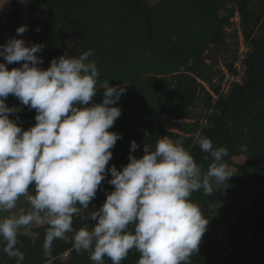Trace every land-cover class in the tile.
<instances>
[{
    "label": "trees",
    "instance_id": "obj_1",
    "mask_svg": "<svg viewBox=\"0 0 264 264\" xmlns=\"http://www.w3.org/2000/svg\"><path fill=\"white\" fill-rule=\"evenodd\" d=\"M18 1L11 0L8 14L11 36L15 38L21 36L16 35L22 21ZM25 2L30 45H44L37 54L43 60L41 69L46 70L53 59L62 55L78 57L91 49L89 61L96 63L100 90L90 105L102 102L106 82L110 87H126L113 105L122 114L108 131L121 134L122 139L110 150L112 158L107 168L115 166L122 170L129 163L133 140L139 148L131 154L138 159L144 155L145 144L155 148L158 139L166 136L179 140L202 171L212 160H205L208 154L199 148L197 134L211 139L214 147L227 148L224 162L232 175L228 182L214 186L211 195L200 190L190 197L209 221L192 264H264V208L255 201L247 205L254 193L264 204V0ZM237 14L250 51L243 60L242 82H233L226 92L222 80L214 82L222 76V70L216 69L218 61L212 52L229 47L227 29ZM0 63H6L2 57ZM224 66L238 75L235 63L225 62ZM7 67L11 70L21 67V63ZM6 105L19 109L9 114L17 126L28 130L35 125V109L20 104L11 94ZM236 158L245 160L239 163ZM111 178L109 173L101 182L88 211L99 209L106 194L114 190L108 183ZM226 198L232 200L221 203ZM235 217L246 223L227 227L228 243L224 244L215 231H222ZM95 224L96 221L83 220L82 215L73 218L75 230H90ZM47 227L44 224L35 228L33 236L18 231L17 248L25 257L22 264H94L89 252L77 253L73 248L74 233L54 240L45 255ZM4 247L0 238V264H17L16 258L4 252ZM227 247L232 248V253ZM139 258L140 254L133 249L121 264H137ZM104 264L112 262L105 257Z\"/></svg>",
    "mask_w": 264,
    "mask_h": 264
},
{
    "label": "clouds",
    "instance_id": "obj_2",
    "mask_svg": "<svg viewBox=\"0 0 264 264\" xmlns=\"http://www.w3.org/2000/svg\"><path fill=\"white\" fill-rule=\"evenodd\" d=\"M27 28L18 27L16 35ZM43 48L15 37L0 45L6 62L0 63V214L10 213L0 216L4 252L22 264L18 230L46 223L45 255L54 240L74 233L73 248L89 252L94 264H104L105 257L121 264L133 249L140 254L137 264H192L209 221L190 197L200 190L211 195L214 186L228 182L227 148L214 147L211 139L197 134L199 148L208 154L205 160H212L202 171L179 140L166 136L155 148L145 144L139 159L131 154L139 148L133 140L129 163L122 170L107 168L110 150L122 139L108 131L122 114L113 105L126 87L106 82L102 102L90 105L100 90L96 63L89 61L93 50L78 57L62 55L43 70L37 55ZM13 63L21 67L9 70ZM10 94L35 109L36 123L28 130L9 119L19 111L6 105ZM109 173L114 190L99 209L88 211ZM21 197L29 209L13 212ZM75 215L96 224L75 230Z\"/></svg>",
    "mask_w": 264,
    "mask_h": 264
},
{
    "label": "rangeland",
    "instance_id": "obj_3",
    "mask_svg": "<svg viewBox=\"0 0 264 264\" xmlns=\"http://www.w3.org/2000/svg\"><path fill=\"white\" fill-rule=\"evenodd\" d=\"M19 6L22 9V21L21 26L27 24V4L25 0H19L18 1ZM12 3L11 0H0V43L5 44L9 38H11V32L9 29V22H8V14L11 11ZM233 25L227 29L229 36L227 37V43L229 45L228 48H220L215 49L212 53L216 54V60L218 61V65L216 66V69L222 70V76L219 78L217 77L214 82H220L222 80L224 90L227 92L230 85L233 82H242V79L245 75V65L243 64V60L246 56V54L250 51L247 44L244 41V37L242 35V28H241V17L239 14H237L234 19H232ZM17 39H23L25 41L26 46H30V40H29V34L27 31H25L19 38ZM236 43H238L236 45ZM1 45V44H0ZM225 62L228 63H235V67L237 69L238 75L234 76L231 74L228 69L224 66ZM187 122H190V120H186ZM172 132L179 133L178 130H172ZM237 162L242 163L244 162V158H236ZM234 172L233 170H230ZM30 189H33L32 186H30ZM264 191V189H263ZM232 198H226L221 203L229 202ZM255 201V203L260 204L264 208V204L258 201L256 193H254L249 199L248 204ZM27 207V208H26ZM29 205L24 197H21L20 200L17 203V209L13 210V212L18 211L19 208H25L26 210L29 209ZM215 209V208H214ZM213 209V211H214ZM253 212L250 210V214ZM10 213H4L0 214V216H6ZM246 222L239 221L237 217H235L233 220L229 221L227 224L223 226L222 231H215V236L220 237L224 244L228 243V240L225 237V231L226 228L232 225H244ZM46 224V223H45ZM44 224H31L27 227H22L18 231H21L22 233H25L27 235H34V229L37 227H41ZM208 241L205 242V244L202 245V249H205ZM228 252L232 253V248L227 247ZM66 257V256H65Z\"/></svg>",
    "mask_w": 264,
    "mask_h": 264
}]
</instances>
